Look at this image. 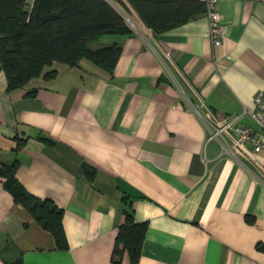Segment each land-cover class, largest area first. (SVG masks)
Here are the masks:
<instances>
[{
    "label": "crops",
    "instance_id": "crops-1",
    "mask_svg": "<svg viewBox=\"0 0 264 264\" xmlns=\"http://www.w3.org/2000/svg\"><path fill=\"white\" fill-rule=\"evenodd\" d=\"M219 10L218 47L206 12L92 40L121 47L113 75L55 62L56 76L10 91L0 61V166L17 161L22 185L64 210L68 241L59 248L0 176V264H133L112 258L125 194L147 223L138 264H264V151L252 160L210 136L219 119L256 125L243 111L264 90V0Z\"/></svg>",
    "mask_w": 264,
    "mask_h": 264
},
{
    "label": "trees",
    "instance_id": "trees-1",
    "mask_svg": "<svg viewBox=\"0 0 264 264\" xmlns=\"http://www.w3.org/2000/svg\"><path fill=\"white\" fill-rule=\"evenodd\" d=\"M0 0V61L8 79V90L27 86L33 79L57 75V69L46 70L55 62L78 65L88 58L113 75L121 55V47L113 44L96 50L92 40L106 34H130L121 11L110 0ZM122 7H131L155 34H162L206 12L203 0H114ZM43 139H46L42 137ZM26 138L18 137L19 149ZM18 162L0 166L5 187L17 203L24 206L47 230L52 232L58 247H68L63 226L64 210L50 199L36 196L19 181ZM86 175L95 177V170L84 165ZM124 222L119 226L112 258L124 251L133 264H138L147 223L134 218L133 201L126 194ZM121 244L123 248L121 247Z\"/></svg>",
    "mask_w": 264,
    "mask_h": 264
},
{
    "label": "built area",
    "instance_id": "built-area-1",
    "mask_svg": "<svg viewBox=\"0 0 264 264\" xmlns=\"http://www.w3.org/2000/svg\"><path fill=\"white\" fill-rule=\"evenodd\" d=\"M204 2L209 24V39L214 46H221L225 28L219 19V0H204ZM116 7L121 11L130 28L138 30L137 18L139 16H137V13L135 15L136 17L132 18L129 14H126V10L120 5H116ZM243 113L248 114L256 125L253 126L238 122L236 119L239 116H233L223 120L219 119L217 120V125L210 129V136L214 138L223 134L226 137V142L227 140H231L234 148L241 151L250 159L257 160L259 153L264 151V90L254 98V107H246ZM225 150L232 155H236L234 150L228 148H225Z\"/></svg>",
    "mask_w": 264,
    "mask_h": 264
},
{
    "label": "rangeland",
    "instance_id": "rangeland-1",
    "mask_svg": "<svg viewBox=\"0 0 264 264\" xmlns=\"http://www.w3.org/2000/svg\"><path fill=\"white\" fill-rule=\"evenodd\" d=\"M111 2H113L114 3V5L116 6H118L119 4L118 3H116L114 0H110ZM122 7V6H121ZM123 9H125L126 11V14H129V16H131L132 18L133 17H136L135 16V14H134V12H133V10H131V7L129 8V7H127V8H125V7H122Z\"/></svg>",
    "mask_w": 264,
    "mask_h": 264
}]
</instances>
